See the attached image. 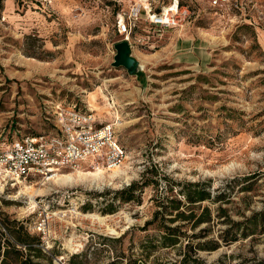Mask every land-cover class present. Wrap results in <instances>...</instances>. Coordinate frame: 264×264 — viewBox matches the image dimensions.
Wrapping results in <instances>:
<instances>
[{
  "label": "rangeland",
  "instance_id": "obj_1",
  "mask_svg": "<svg viewBox=\"0 0 264 264\" xmlns=\"http://www.w3.org/2000/svg\"><path fill=\"white\" fill-rule=\"evenodd\" d=\"M185 2L198 16L161 38L150 33L142 43L132 41L136 68L128 72L112 63L122 41L116 15L130 0H71L62 11L43 0H0V126L19 135L50 134L52 106L76 103L93 115L95 128L113 126L127 156L119 168L99 170L103 178L94 183L0 186V239L12 237L11 224L39 239L33 229L45 221L51 249L43 250L54 264L61 258L71 264L73 257L75 264H182L183 232L200 228L180 227L178 244L162 245L160 227L175 215L172 198L186 214L209 208L212 225L195 244L221 242L229 225L218 208L232 223L264 210V0L251 20L229 6ZM133 183L148 185L134 191L133 201H121L117 192ZM189 183L202 184L214 200L188 207L179 192ZM24 186L32 187L34 204ZM244 226L236 242L195 257L206 264L264 260V227L242 235Z\"/></svg>",
  "mask_w": 264,
  "mask_h": 264
},
{
  "label": "built area",
  "instance_id": "obj_2",
  "mask_svg": "<svg viewBox=\"0 0 264 264\" xmlns=\"http://www.w3.org/2000/svg\"><path fill=\"white\" fill-rule=\"evenodd\" d=\"M47 5L48 0H43ZM210 8H228L250 16L257 7L254 0H194ZM198 13L185 0H130L116 15V30L122 41L143 42L144 38H161L165 33L191 24ZM143 38V39H142ZM142 39V40H140ZM54 132L43 135H19L11 127L0 126V186L29 182L45 184L67 170L117 169L126 159L112 125L93 126V115L81 111L76 103L53 105ZM41 247L51 249L46 238V222L34 227ZM60 259V258H59ZM58 259V260H59ZM58 264H66L63 258Z\"/></svg>",
  "mask_w": 264,
  "mask_h": 264
},
{
  "label": "trees",
  "instance_id": "obj_3",
  "mask_svg": "<svg viewBox=\"0 0 264 264\" xmlns=\"http://www.w3.org/2000/svg\"><path fill=\"white\" fill-rule=\"evenodd\" d=\"M248 19L251 20L250 16ZM145 183L142 186H147ZM142 186H139L138 183L131 184L128 188L123 189L120 192H117V195L121 201L130 202L133 201L134 191L141 189ZM172 190H170L171 192ZM180 195L188 207H193L194 204L202 205L206 201H213L214 197L211 195V192L208 191L200 183H189L180 190ZM219 198V197H218ZM170 211L172 214L175 213L173 218H170L168 221L170 225L160 227L165 231V234L161 236V243L165 247H173L178 244L177 233L179 232L180 227H189L191 231H195L200 228L198 233L188 234V232H183L186 237L185 248L187 253L185 257L181 260L182 264H206L204 261H201L198 257H195L198 251H214L220 247L221 244L230 245L237 241L236 233H238L240 226L243 224L244 230L241 232L242 235L246 234V231H255L258 227H264V210L252 215L250 218L245 219L244 222L235 223L229 220L227 211L223 208H218L217 217H225V224H228L229 227L223 231V236H221V242L217 240H210L205 242H193L194 239L202 238L205 232L208 231L210 225H212V215L208 207H198L191 209L190 213L186 214L181 212L180 208L184 206L181 201H177L175 198L171 199ZM157 207H162L165 210L162 202L159 203ZM200 210L196 212L194 210ZM160 212H156L158 215ZM157 217V216H156ZM182 221V226H172L176 221ZM152 222L148 223L150 225ZM203 225L205 227L201 228ZM8 232L10 236L0 239V264H8V260L15 261L18 264H54V258L52 256L45 255L43 248L41 247V240L36 237L29 235L24 229L17 224H11L9 226ZM4 231V230H2ZM4 233V232H3ZM234 233V234H233ZM234 236H231V235ZM3 234L0 235V237ZM229 235L231 237H229ZM192 253V255L189 254ZM56 258L58 256H55ZM35 259H44L46 263L35 261ZM74 258V257H73ZM73 258L71 259V264H75ZM69 264V263H67ZM257 264H264V260L259 261Z\"/></svg>",
  "mask_w": 264,
  "mask_h": 264
},
{
  "label": "bare ground",
  "instance_id": "obj_4",
  "mask_svg": "<svg viewBox=\"0 0 264 264\" xmlns=\"http://www.w3.org/2000/svg\"><path fill=\"white\" fill-rule=\"evenodd\" d=\"M94 111V110H92ZM99 178H103L102 177V172L101 171H98L96 173H84L82 172L81 170H77L76 172L74 173H70V174H64L62 176H55L54 179H55V182L56 183H59L61 181H65L66 183H70V184H73L74 182H77V181H83V180H88V179H91L92 183L96 182L97 179ZM17 184H23L22 182L20 183H17ZM24 190H25V194L29 193L28 191L32 188V187H27V186H24L23 187ZM34 194H38L37 192H34ZM30 195V193H29ZM33 195H30V198H31V202L30 204H34L33 203ZM57 214V213H56ZM78 216H80L79 213H77ZM84 217L86 218H90V219H93V220H96L98 221L100 224L104 223V218L103 217H100L98 215H95V214H87V215H84ZM113 232V230H110ZM72 244H71V240H69L67 242V247L68 248H72Z\"/></svg>",
  "mask_w": 264,
  "mask_h": 264
},
{
  "label": "water",
  "instance_id": "obj_5",
  "mask_svg": "<svg viewBox=\"0 0 264 264\" xmlns=\"http://www.w3.org/2000/svg\"><path fill=\"white\" fill-rule=\"evenodd\" d=\"M115 56L112 66L115 68H124L131 72L136 68L135 61L131 57V47L128 42L121 41L114 46Z\"/></svg>",
  "mask_w": 264,
  "mask_h": 264
},
{
  "label": "crops",
  "instance_id": "obj_6",
  "mask_svg": "<svg viewBox=\"0 0 264 264\" xmlns=\"http://www.w3.org/2000/svg\"><path fill=\"white\" fill-rule=\"evenodd\" d=\"M50 7L54 9V11H62L65 10V8H71V0H48ZM255 2H258V0H254Z\"/></svg>",
  "mask_w": 264,
  "mask_h": 264
}]
</instances>
